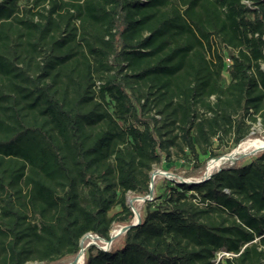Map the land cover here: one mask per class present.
Segmentation results:
<instances>
[{"label": "trees", "instance_id": "16d2710c", "mask_svg": "<svg viewBox=\"0 0 264 264\" xmlns=\"http://www.w3.org/2000/svg\"><path fill=\"white\" fill-rule=\"evenodd\" d=\"M258 119L264 0H0V264L109 240ZM156 183L83 264H264V150Z\"/></svg>", "mask_w": 264, "mask_h": 264}, {"label": "rangeland", "instance_id": "374dc122", "mask_svg": "<svg viewBox=\"0 0 264 264\" xmlns=\"http://www.w3.org/2000/svg\"><path fill=\"white\" fill-rule=\"evenodd\" d=\"M248 140H260V141H263L264 142V119L263 120H260V119H258L253 125H252V127H251V132H250V136L246 139V140H244V141H242V142H245V141H248ZM241 142V143H242ZM241 143H239L236 147H234L233 149H231L228 153H226V154H229V153H231L232 151H234L235 149H237L240 145H241ZM255 149H258V148H251V149H247L246 151H241V153H239L238 155H235V160H238V159H242V160H247L249 157H251L252 155H254L255 153H257V152H259V151H261V150H264V149H261V150H255ZM225 155V154H224ZM223 156V155H222ZM214 158H216V157H214ZM213 158H210V159H208L207 160V162H206V166H207V164H208V162L210 161V160H212ZM234 160V161H235ZM227 162H229V161H227ZM225 164V163H224ZM224 164H222V165H224ZM222 165H216L211 171H210V173H212L213 172V170H215V169H217V168H219V167H221ZM205 166V167H206ZM156 170H159L160 172H163V173H168V174H170V175H168V176H163V175H160V174H155L153 177V184L155 183V182H157L156 184L157 185H160L161 183H160V179L162 178V177H165V178H167V179H170V180H174V179H177L178 180V177L179 176H177V175H174V174H172V173H170V172H168V171H164V170H160V169H157V168H155L151 173H153V172H155ZM205 170V169H204ZM181 178V177H180ZM152 195H153V193H152ZM132 198V196H130V195H128L127 196V203L129 202V200ZM142 200L141 199H136V200H133L132 201V203L130 204V206H131V208H133V210L135 211V212H137V213H139L140 212V210H141V205H142ZM128 205H129V203H128ZM134 217H135V215H134ZM120 227L119 226H116L112 231H111V233H110V235H114L115 234V232L119 229ZM121 235V234H120ZM120 235H118L117 237H115L114 239H117ZM94 236V235H93ZM91 243H95L96 245H97V247H100V249H102V250H107L108 248H106V245H105V242L104 241H101V240H93V239H91V237H85L83 240H82V245H81V247H80V249L81 248H83L84 249V251H83V257H82V261H81V263L80 264H83V261H84V252H85V249L91 244ZM222 255H224V256H226L227 254H219V256L218 257H220V256H222ZM76 256V255H75ZM75 256L74 257H70V258H68V259H65V260H63V261H60V262H56V263H50V264H71V262L74 260V258H75ZM77 259H80L79 258V256H78V258ZM76 259V260H77ZM28 264H37V263H28Z\"/></svg>", "mask_w": 264, "mask_h": 264}, {"label": "water", "instance_id": "95a60500", "mask_svg": "<svg viewBox=\"0 0 264 264\" xmlns=\"http://www.w3.org/2000/svg\"><path fill=\"white\" fill-rule=\"evenodd\" d=\"M261 149H264V146H263V147H260V148H258V149H255V150H261ZM232 153H233V151H232L231 153H229V154H225V155H223V156L216 157V158H213V159H215V160H220V161H219V163H220L219 165H222V164L226 163L227 161H234V160H235V156H232ZM155 174H160V175H163V176H168V175H170V174H168V173L160 172L159 170H156L155 172L151 173V174H150V183H149V194H148V196H147V197H133V198H131V199L129 200V202H128V203H129V206H130V204L132 203L133 200L141 199L142 201H144V200H150V199L152 198V193H153V178H154L153 176H154ZM210 176H211V173L208 172V170H207V166H206V167H205V170H204V173H203V175H202L201 178H199V179H195V180H192V179L184 180V179L178 177L177 182H180V183H198V182H202V181L208 179ZM130 208H131V206H130ZM131 210L133 211V213H134V215H135V217H134V219H133V222H132L131 224H129V225L121 226V227L115 232L114 235H110V239H109V240L101 239V238H99V237H97V236H93V235L90 234V235H91V236H90L91 239H93V240H96V239H97V240L104 241V242H105V245H106V248H108V247L110 246V244H111V241H112L115 237H117L118 235L124 233V232L127 231L129 228H131V227L137 225V224L140 222L139 213L135 212V211L133 210V208H131ZM86 236H87V235H85V236L82 237V239H81V241H80V245H82V240H83ZM90 245H94V246L97 247V245H96L95 243H91ZM98 248H100V247H98ZM83 251H84L83 248H81V249L79 250V252L76 254V256H75L74 260L71 262V264H72L73 262H74V264H75L76 259L78 258L79 255H81V258L83 257Z\"/></svg>", "mask_w": 264, "mask_h": 264}, {"label": "bare ground", "instance_id": "6f19581e", "mask_svg": "<svg viewBox=\"0 0 264 264\" xmlns=\"http://www.w3.org/2000/svg\"><path fill=\"white\" fill-rule=\"evenodd\" d=\"M264 146V142L260 141V140H248L245 142H242L241 145L235 149L232 153V156L238 155L239 153H241V151H246L247 149H251V148H260ZM220 160H215L212 159L208 162L207 164V170L208 172H210L216 165H219ZM80 259H77L75 264H80L82 261L81 255H79ZM74 264V262L72 263Z\"/></svg>", "mask_w": 264, "mask_h": 264}, {"label": "built area", "instance_id": "2783aa9c", "mask_svg": "<svg viewBox=\"0 0 264 264\" xmlns=\"http://www.w3.org/2000/svg\"><path fill=\"white\" fill-rule=\"evenodd\" d=\"M227 62H228V60H226ZM152 199V198H151ZM91 235L90 234H87V236L86 237H90Z\"/></svg>", "mask_w": 264, "mask_h": 264}]
</instances>
